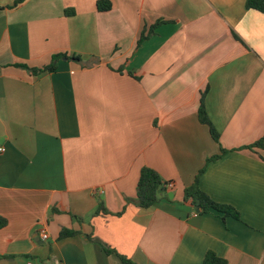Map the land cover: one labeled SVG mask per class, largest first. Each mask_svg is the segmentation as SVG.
Instances as JSON below:
<instances>
[{"label":"crops","instance_id":"0c3cea01","mask_svg":"<svg viewBox=\"0 0 264 264\" xmlns=\"http://www.w3.org/2000/svg\"><path fill=\"white\" fill-rule=\"evenodd\" d=\"M16 1H0V264H264V147L249 148L264 138V14L247 0ZM58 54L80 61L18 66ZM205 91L220 143L198 117ZM145 167L174 193L148 210L132 202ZM203 169L202 191L239 220L184 203Z\"/></svg>","mask_w":264,"mask_h":264},{"label":"trees","instance_id":"16d2710c","mask_svg":"<svg viewBox=\"0 0 264 264\" xmlns=\"http://www.w3.org/2000/svg\"><path fill=\"white\" fill-rule=\"evenodd\" d=\"M27 0H18L15 2L12 8H17L18 6L25 3ZM97 7L99 11H108L111 9V3L108 1H99L97 3ZM246 8L248 10H255L262 14H264V0H247ZM163 24V21H159L155 25H153L147 32V34H143L141 36V39L139 41V44L143 43L145 40H147L150 36L154 35L156 30ZM61 59L65 60H76L80 61V58L78 57H69L66 54H58L54 55L52 58V62L50 65L41 68V69H29L26 65H18L21 68L30 70L31 73L34 75H41L46 72H54L57 68V64ZM121 72V70L119 71ZM207 94V91L202 93L201 98V105L198 112L199 120L202 124L207 125L209 127L210 133L214 141L217 143H220V135L213 126L208 113L206 111L205 107V96ZM254 147H264V138H262L257 143L253 144L249 148ZM226 150L222 149V152L220 155L214 156L208 160V163L216 161L220 159L224 154H226ZM205 169L201 170L199 175L195 178L194 183L187 187L184 190V196L183 201L184 203H188L191 206H193L196 210L199 211L200 214H207L210 211H216L221 214H224L225 216H230L235 219H240L239 212L229 205H224L217 203L213 201L205 192L202 191L199 185V179L200 176L204 173ZM171 183H166L163 178L160 176L158 172L155 170L145 167L141 171L140 179L137 186V197L136 200L132 201L134 205H136L139 209L148 210L152 207H154L156 204L160 203L164 198H168V192L169 188L168 185ZM162 190L163 194H159V191ZM130 203V202H129ZM100 214H108L107 209L105 208V204L103 200L99 201L98 208L96 212L94 213L95 216ZM121 215V214H119ZM8 225L7 219L0 217V230L5 228ZM78 232L71 231L68 229L62 230L60 233V239H66L72 236L77 235ZM91 240L95 241V239L91 238ZM96 242L101 243V241L96 240ZM104 247L105 252L108 255L117 254V252L111 248H109L106 244L101 243ZM120 258V261L122 264H136L133 260L121 256L117 254ZM204 264H227V261L217 257L214 253L209 252L206 254L204 259Z\"/></svg>","mask_w":264,"mask_h":264},{"label":"built area","instance_id":"2783aa9c","mask_svg":"<svg viewBox=\"0 0 264 264\" xmlns=\"http://www.w3.org/2000/svg\"><path fill=\"white\" fill-rule=\"evenodd\" d=\"M2 1V0H0ZM6 152V147L5 146H0V155L4 154ZM173 187V184H169L168 185V188H172ZM42 239L43 240H48L49 239V235L46 231H43L42 232ZM27 264H34L33 262H28Z\"/></svg>","mask_w":264,"mask_h":264},{"label":"water","instance_id":"95a60500","mask_svg":"<svg viewBox=\"0 0 264 264\" xmlns=\"http://www.w3.org/2000/svg\"><path fill=\"white\" fill-rule=\"evenodd\" d=\"M159 194H163V191L160 190ZM168 197H169V199H173L174 198V193H172V192L168 193Z\"/></svg>","mask_w":264,"mask_h":264}]
</instances>
